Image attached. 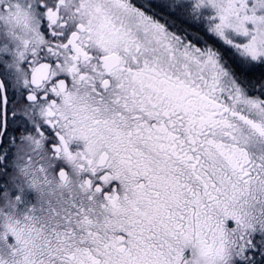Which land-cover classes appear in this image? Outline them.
<instances>
[{
	"label": "snow or ice",
	"instance_id": "snow-or-ice-1",
	"mask_svg": "<svg viewBox=\"0 0 264 264\" xmlns=\"http://www.w3.org/2000/svg\"><path fill=\"white\" fill-rule=\"evenodd\" d=\"M0 264H264V0H0Z\"/></svg>",
	"mask_w": 264,
	"mask_h": 264
}]
</instances>
